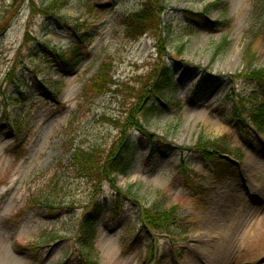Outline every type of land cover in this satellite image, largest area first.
<instances>
[{
	"label": "rangeland",
	"instance_id": "1",
	"mask_svg": "<svg viewBox=\"0 0 264 264\" xmlns=\"http://www.w3.org/2000/svg\"><path fill=\"white\" fill-rule=\"evenodd\" d=\"M18 1L0 33V264H264V225L254 234L264 220V123L244 138L226 118L230 103L250 102L252 84L237 76L244 55L264 67V0H162L159 37L162 28L169 34L161 44L150 32L135 41L123 35L122 15L141 0H67L57 15L42 9L46 0ZM11 4L0 0V19ZM72 29L89 33L86 56L63 74L40 48L69 49ZM162 59L174 72L191 69L183 84L148 98L174 105L146 125L171 148L144 163L149 146L137 141L128 175H116L115 186L101 182L96 192L106 202L93 245L83 250L74 226L91 186L71 170L72 147L105 152L138 77ZM102 63L116 84L84 95ZM204 72L210 82L188 103ZM200 134L233 151L223 153L231 168L218 179L212 164L187 149ZM116 189L129 196H115ZM160 199L178 219L169 234L138 218L140 205ZM50 232L59 236L42 240Z\"/></svg>",
	"mask_w": 264,
	"mask_h": 264
},
{
	"label": "trees",
	"instance_id": "2",
	"mask_svg": "<svg viewBox=\"0 0 264 264\" xmlns=\"http://www.w3.org/2000/svg\"><path fill=\"white\" fill-rule=\"evenodd\" d=\"M23 0H19L18 3ZM17 0H12L10 7H13L12 13L9 17L0 19V33L10 25L18 4L15 6ZM67 0H46L43 3L42 9L49 8V12L56 13L62 6H65ZM162 0H141L139 8L134 11H129L122 15L120 24L123 27V35L128 40H138L148 32L152 33L159 44L165 43V36L169 34L166 27L162 28L164 36H160V12L163 10ZM58 20H64L61 15L57 16ZM57 21V20H56ZM65 21V20H64ZM264 28V21L261 30ZM75 32L72 29V47L66 50H58L53 47L42 45L40 50L46 58L48 63H51L55 68L63 74L73 72L78 65L85 59L86 48L85 43L88 40L87 30ZM217 50V48H216ZM250 57L246 54L242 58L240 71L237 76L247 78L252 84V91L249 97V103L244 105L234 101L228 106L226 110V118L239 130L242 137L248 136L251 131H259L264 123V67L255 66ZM175 65H171L164 59L156 60L145 73L138 77L139 85L135 89L133 98L134 101L126 109L123 118L114 119L118 124V135L107 147L105 152L97 145L82 146L75 144L69 155L70 167L72 172L76 175L82 176L91 186V192L85 205L83 206L82 213L75 224L74 243L81 249L90 248L93 244V238L96 234L97 224L101 220L103 205L105 198L99 199L98 191L102 181L107 180L114 185L116 175H128L133 168V153L135 150V143L145 141L149 146V150L145 156L144 163H147L154 157L156 153L162 149L171 148L168 144L163 142V138L148 133L146 125L154 118L159 117L163 113V108L170 109L173 107L172 102L161 103V108L155 105L154 101L148 99L150 93L160 96L157 91L165 86L183 84L191 75L190 68L182 69V71L174 72ZM9 78L12 72L7 73ZM210 76L203 73L200 81L193 87L192 97L188 99V103L193 101L194 96L201 95L203 88L210 82ZM209 81V82H208ZM116 82L112 80L110 74V66L102 63L100 69L91 82L84 90L91 92L93 95L103 94L111 90V86ZM145 123V124H144ZM18 128V127H16ZM131 131L138 132L139 136L133 138ZM188 150L195 152L203 162H209L213 168L210 171L214 179L224 176L226 172L230 171V165L226 161L223 153L233 152L222 140L208 139L203 137L202 134L198 135L196 141L192 146L187 147ZM69 150V149H68ZM130 191V190H129ZM128 191H120L116 189L115 196H129ZM130 200H133L131 197ZM136 201V200H135ZM47 204L55 208L52 202L48 201ZM59 205V204H58ZM56 208H61V205ZM114 208V207H113ZM109 210V213L115 212V209ZM138 218L144 228L153 231H163L170 233L178 219L176 213L171 208L164 207V203L160 199L150 204L148 207L140 205ZM176 226V225H175ZM59 235L54 232L42 234L44 238H55ZM33 243V242H32ZM35 243V242H34ZM33 243V244H34Z\"/></svg>",
	"mask_w": 264,
	"mask_h": 264
},
{
	"label": "bare ground",
	"instance_id": "3",
	"mask_svg": "<svg viewBox=\"0 0 264 264\" xmlns=\"http://www.w3.org/2000/svg\"><path fill=\"white\" fill-rule=\"evenodd\" d=\"M258 224H256L255 226L257 227L255 230V236L258 234V233H260V231L262 230V227H263V223H264V220H261V221H259V222H257ZM254 234H253V236H254Z\"/></svg>",
	"mask_w": 264,
	"mask_h": 264
}]
</instances>
